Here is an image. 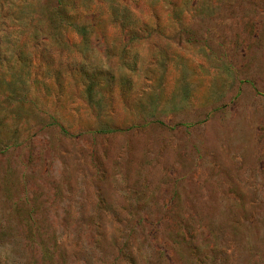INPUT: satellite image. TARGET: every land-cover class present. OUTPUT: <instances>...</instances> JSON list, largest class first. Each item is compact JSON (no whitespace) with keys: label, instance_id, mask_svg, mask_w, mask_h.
I'll return each mask as SVG.
<instances>
[{"label":"rangeland","instance_id":"obj_1","mask_svg":"<svg viewBox=\"0 0 264 264\" xmlns=\"http://www.w3.org/2000/svg\"><path fill=\"white\" fill-rule=\"evenodd\" d=\"M0 264H264V0H0Z\"/></svg>","mask_w":264,"mask_h":264}]
</instances>
